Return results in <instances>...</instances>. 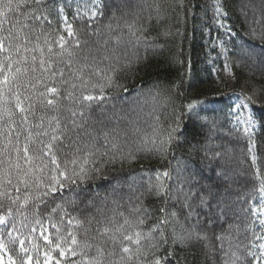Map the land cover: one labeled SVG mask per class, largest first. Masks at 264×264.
<instances>
[{
	"label": "trees",
	"instance_id": "16d2710c",
	"mask_svg": "<svg viewBox=\"0 0 264 264\" xmlns=\"http://www.w3.org/2000/svg\"><path fill=\"white\" fill-rule=\"evenodd\" d=\"M46 2L50 5L47 15L51 24L43 18L35 21V27L42 29L35 34L40 35L41 43L45 33H51L52 36L63 34L67 41L66 47L78 36L81 41L78 49L81 56L88 54L90 59L92 56L100 58L102 53L116 47L118 54L122 57L127 54L128 59L133 61L129 67L119 65L115 72V78L127 91H124V88L105 89V96L110 97L111 102L100 101L103 109L99 106L93 107L90 110L92 120L121 111L124 113L123 108L126 105L137 102L141 103L144 114L142 120H134L141 134H151V125L157 113L165 128L173 117L179 124L174 134L175 139L164 153L140 151L135 161L125 163L123 167L119 164L109 167L103 175L90 179L79 187L65 186L62 192L54 194L57 197L54 202L49 198L50 205L64 204L69 213L84 221L83 226L73 229L80 233L78 240L82 241L85 238L83 235L85 228H90L87 236L92 243L107 240V235L93 239L97 236V227L104 226L97 222L103 220L105 224L111 226L108 218L113 215L122 222L123 217L119 215L121 212L135 219L139 213H134L131 209L139 203L136 197L143 192V208L147 209L152 217L142 226L145 230L156 223L155 218L162 215L160 209L164 208L168 212L175 211L185 227L189 229L194 227L196 232L206 233L208 237L206 241L193 239L183 245L173 244L169 231L168 243L158 251L153 249L155 257L151 252L146 260L141 257L145 264L154 258H160L161 264H224V260L231 257V252L228 257L223 256L219 247L220 241L216 236L222 230H227L229 225H232L230 232L232 239L230 242H224L225 249L230 247L231 251L241 257L237 264H258L262 260L261 246L264 241V225L260 223V213L264 212V194L254 190L258 189V182L251 178L254 167L248 154L250 147L248 135L243 132V126L239 123L233 96H241L250 109V117L255 123L251 135L255 144L256 163L264 172V72L256 73L250 68L254 66L259 71H264V43L258 37L252 36L249 23L252 17L243 9L240 0H218L226 15H220V26L211 32V36L221 43L223 51L227 49V52L224 51L225 56L219 54L217 50L212 52V56L209 51L201 18L204 0H46ZM155 2H159L164 10L161 19H157L153 10ZM94 4L103 5L104 15L90 20V10ZM145 5H148L147 10H143ZM255 5L253 4L254 8ZM130 7L132 10L128 13L130 15H127V19L120 17L121 12L118 8ZM60 9H63V12ZM63 16H67V22L72 25L73 37H68L64 31ZM125 22L134 23L135 28L140 30L136 36L131 35L124 26ZM28 23L32 24L33 21L29 20ZM109 23L112 24V29L106 27ZM252 26L257 27L259 31L260 26ZM96 29L99 30V35L90 34V31ZM116 36L121 37L118 46L112 39ZM136 37H142L138 44ZM105 40L108 41L107 49L103 47ZM127 47L131 49L127 51ZM54 51H59V48L55 47ZM134 53L139 57L138 60L133 56ZM226 63L232 72L231 82L227 79ZM68 75V69L65 68V78ZM59 87L62 90L67 85ZM153 96L156 97L155 102L151 100ZM246 97H251V101H246ZM197 98L204 101L206 107L219 109L214 127L200 126L194 123L186 112H182L184 106ZM62 103L68 105L70 102L64 100ZM124 123L127 121L124 120ZM131 146L133 149L136 147L135 144ZM225 149H231V156L225 166L231 179L221 183L216 170L222 166V158H216L214 154L224 152ZM165 171L171 177L169 180L162 176L163 182L172 193L168 199L156 195L155 189L152 192L147 191L149 180L155 183L156 174ZM193 174L196 184L213 187L215 197L209 198L207 207H197L196 215L185 219L187 209L183 207L181 194L175 191L174 186L183 182L182 177H191ZM196 184L193 186L196 187ZM184 186L185 189L188 188L187 183ZM201 192H204V188L198 189L197 196ZM15 195L13 192V196ZM19 195L21 200L15 205L5 200L4 207L0 208V214H4L9 207L12 209L13 217L16 216L18 208L25 211L24 208H20L24 198L23 189ZM173 196L176 198H172ZM68 200L75 202L65 203ZM196 202V198L193 197V203ZM45 207L41 205V211ZM31 210L32 202L27 208L29 213ZM46 215L47 213L42 219L51 233L50 239L55 241V229L47 222ZM59 215L61 213L58 210L54 214V219ZM89 217L93 218L90 226ZM29 218L33 219L31 215ZM67 219L68 217H65L62 235L72 227L67 225ZM30 227H37L38 231L33 235L43 245L45 242L39 238V226L29 225ZM29 228H24L23 231L27 233ZM257 236L261 238L257 239ZM35 242H37L35 239L31 242L26 240L25 246ZM236 245L240 247L237 248ZM106 246L110 247V242ZM94 252L93 248L90 254ZM30 254L35 260V254ZM51 255L54 264L56 259L60 260V264H71L72 261L80 259L68 255L61 257L56 251L51 252ZM9 256L19 264L18 245L14 248L8 244L6 249L0 250V259L4 264H9Z\"/></svg>",
	"mask_w": 264,
	"mask_h": 264
},
{
	"label": "snow or ice",
	"instance_id": "6c2138e0",
	"mask_svg": "<svg viewBox=\"0 0 264 264\" xmlns=\"http://www.w3.org/2000/svg\"><path fill=\"white\" fill-rule=\"evenodd\" d=\"M49 7L46 0H0V208L4 207L5 200L13 205L20 201L19 194L23 189L24 198L20 208L25 209L20 211L18 208L15 217L10 207L4 214H0V250L6 249L8 244L14 248L18 245L19 264H53V251L58 252L61 257L68 255L80 258L71 264H145L141 257L146 260L150 252L155 257L153 249L158 251L168 243L169 231L173 244L183 245L193 239L206 241V233L196 232L194 227H185L175 211L168 212L164 208L160 209L162 215L155 218L156 223L145 230L142 226L152 217L148 210L143 208V192L136 197L139 203L131 209L134 213H139L135 219L121 212L119 215L123 217L122 222L118 221L115 215L108 218L111 226L103 220L97 222L104 226L97 227V236L93 239L105 235L108 238L95 244L87 236L90 228L84 229L85 238L82 241L78 240L80 233L73 231L83 226V220L69 213L64 204L50 205L49 198L54 202L57 198L54 194L62 192L65 186L79 187L80 184L103 175L109 167L117 164L123 167L125 163L135 161L140 151L164 153L175 139L174 134L179 124L173 117L165 128L157 113L151 125V134H141L140 129L134 126L133 120L119 113L92 120L90 110L93 107L99 106L103 109L100 101L111 102V98L105 96V89L124 88L115 78L117 67L121 64L129 67L133 61L128 59L127 54L123 57L118 54L116 47L102 53L100 58L92 56L90 59L88 54L81 56L78 51L81 43L78 36L66 47L67 41L63 34L52 36L51 33H45L41 43L40 35L35 34L42 29L35 27V21L43 18L51 24L47 15ZM147 8L148 5H145L143 10ZM153 10L157 19L163 18L164 10L159 2L154 3ZM60 11L63 12V9ZM90 12V20H95L97 16L103 17V5L94 4ZM216 14L226 15L219 4ZM253 14L255 19L249 22L251 34L264 43V12L257 15L253 10ZM29 20L33 23L29 24ZM63 21L67 36L73 37L74 32L72 25L67 22L68 17L63 16ZM252 25L260 26L259 31ZM124 26L132 36H136L137 31H140L135 28L134 23L125 22ZM106 27L113 28L111 23ZM89 28L91 29V24ZM90 34L99 35V30L90 31ZM34 35L35 39L32 38ZM112 39L117 46L121 43L120 36ZM141 39L142 37H136V43ZM107 46L108 41L105 40L103 47L107 49ZM55 47H58L59 51H54ZM224 51L227 52V49ZM133 56L139 59L135 53ZM225 67H228L227 63ZM65 68L69 72L67 78ZM59 85L67 87L61 90ZM124 91L127 89L124 88ZM155 99V96L151 97L153 102ZM245 99L251 101V97ZM64 100L70 103L65 105L62 103ZM156 111L154 108V112ZM218 111L216 107H206L204 101L198 98L182 108V112H186L194 123L210 127L215 126ZM121 120L127 121V128L121 127ZM239 123L243 126V132L248 135V154L254 167L251 178L258 182V189L254 190L264 194V172L256 163L255 144L251 135L255 123L251 117ZM132 144L136 145L135 149ZM230 156L231 149L214 154V157L222 158V166L216 170L221 183L231 179L225 167ZM162 176L171 179L167 171L157 173L155 183L149 180L147 191L152 192L155 189L156 195L168 199L172 193L163 182ZM182 181L174 187L175 191L181 194L183 207L187 209L185 219H189L196 215L197 207H207L209 198H214L215 193L213 187L196 184L195 174L182 177ZM185 183L188 185L187 189ZM199 188H204V192L197 196ZM13 192L16 193L15 196ZM193 197L196 198V203H193ZM30 202L31 213L27 211ZM74 202L68 200L65 203ZM41 205L46 206L43 211ZM58 210L61 215L54 219ZM45 213L47 222L55 229V241L50 239L51 233L42 219ZM30 215L33 219L29 218ZM65 217H68L67 225L72 227L62 235ZM92 219L88 218L89 226ZM260 223L264 225V219H261ZM29 225L39 226V238L45 242L43 245L33 235L37 233V227L29 228ZM24 228H29V232L25 233ZM231 229L232 225H229L227 230H222L216 236L220 241L219 247L223 256L228 257L231 252V257L225 259L224 264H237L241 259L230 247L225 249L224 242H230L232 239ZM260 238L257 236V239ZM34 239L37 242L25 246L26 240L31 242ZM109 242L110 247L106 246ZM236 247L239 248L240 245ZM93 248L95 252L90 254ZM30 253L35 254V260ZM8 261L9 264H16L12 256L8 257ZM55 264H60V260L56 259ZM148 264H161V259L154 258Z\"/></svg>",
	"mask_w": 264,
	"mask_h": 264
},
{
	"label": "rangeland",
	"instance_id": "374dc122",
	"mask_svg": "<svg viewBox=\"0 0 264 264\" xmlns=\"http://www.w3.org/2000/svg\"><path fill=\"white\" fill-rule=\"evenodd\" d=\"M240 3L243 9H245V11L249 13L250 17H252V19H249V20L255 19L253 11H252L254 8L253 4L254 5L256 4L254 10L256 11L257 15L264 12V0H240ZM217 4H219L218 0H204L202 4V7H203L202 17H201L202 25L207 35V44H208L209 51L212 54V56H213L212 52L215 50L219 51V54L225 56L221 43L215 37L212 38L211 36V32L213 30H216L220 26V15L218 16L216 14ZM118 9H119V12H121L120 17L127 19L128 17L127 15H130L128 13H130V11L132 10V7L126 8V9H122V8H118ZM130 49H131L130 47L126 48L127 51H129ZM260 59L262 60V57ZM248 63L251 64L250 62ZM258 65H260V62L258 63ZM250 68L256 73L264 72V71H259V69H257L254 66H251ZM226 75H227L228 81L231 82L232 72L229 67H227ZM233 103L235 105V112L239 115L240 121H244L246 120L247 117H250V109L248 105L246 104L245 100L241 96L234 95ZM123 112L124 113H122V111L119 112L121 116H127L129 120H133V121L142 120L144 116L142 105L141 103H137V102L126 105L125 108H123ZM121 127L127 128L128 123H124V120H121ZM251 132H252V129H251ZM129 135L131 136V133H129ZM260 217L261 219H264V212L260 213ZM262 245H264V241ZM261 251H262V260H260L258 264H264V247L262 246H261ZM0 263L3 264V261L1 259H0ZM53 264H54V261H53Z\"/></svg>",
	"mask_w": 264,
	"mask_h": 264
}]
</instances>
